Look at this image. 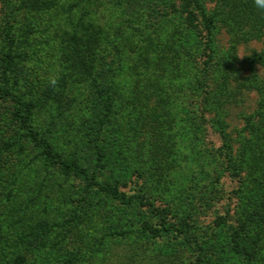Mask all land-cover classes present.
Segmentation results:
<instances>
[{
    "label": "trees",
    "instance_id": "1",
    "mask_svg": "<svg viewBox=\"0 0 264 264\" xmlns=\"http://www.w3.org/2000/svg\"><path fill=\"white\" fill-rule=\"evenodd\" d=\"M169 1V8L160 12V15L169 14L170 18H181L183 26H173L170 37L164 35L160 45L154 44L153 26L156 25L153 20H150L152 23H147L149 16L145 19L144 27L147 33L141 41H136L135 35L131 40H117L119 30L132 29L136 23L132 22L134 18L131 15L120 22V29L111 24H104L96 15L99 6L103 5L102 0H62L61 3L59 0H5L7 4H11V9L7 23L0 31V101L8 102L10 108L8 114L1 117L0 123V196L6 193L9 197L7 199L10 200L15 190L21 186L23 171L28 170L34 162L29 159L24 166H19L14 156L21 148H31L36 152L38 161L35 164L39 166L38 172L43 178L39 188L56 179L55 176L75 178L85 183L84 193L93 188L120 204L146 207L149 215L138 229L146 235L148 242L165 237L170 239L172 236L180 246L187 249L196 247L201 251L198 257L201 263L203 258L204 263V248L190 232L187 219L173 220L170 208L157 206L154 196L147 188H141L135 193L121 189V179L129 177L128 172L124 175L120 172V178L114 180L102 176L100 169L105 168L114 157L115 142L123 139L116 138L117 140L111 141L112 138L106 137H109L107 133L115 130L114 126L119 123H123L124 127L131 123L133 127L141 128L138 133L145 132L147 138L135 145L134 159L136 162L144 161L148 164L152 179L159 182V177L161 179L167 176L178 166L176 159L179 139L188 137L187 132L183 130L186 129V124L191 123L189 120H194V117H190L188 107L186 108L188 98L184 104L179 101V95L187 94L188 90L193 92L197 88L199 93L195 92L190 99L200 104L201 93L209 86L210 80L229 83L232 74L237 71V44L257 39L262 42V48L254 49L245 58L244 63L249 73L242 84L256 91L259 99L255 111L244 118L245 125L238 132L240 146L236 152L231 137L226 132L228 125L222 110V95L229 90L228 87L225 88L227 82L225 86L220 84L216 92L208 93L210 101L207 103L218 109L212 121L224 138L227 167L235 176H241L248 167L247 175L256 179V183H261L264 179V78L260 77L258 67L264 66V10L258 9L253 0ZM57 7V12L63 14L68 21L71 20L74 25L72 28L59 25L63 36L59 43L58 59L63 66V72L58 76L55 87L49 84L43 91L45 110L50 111L52 105L56 110L55 114L52 113L50 126L41 129L35 123L41 102L37 85L28 80L23 84L20 77L25 70L20 65V60L28 55V52L20 51L29 43L24 35L32 33L36 27L31 25L29 30L18 32V15L22 11L43 13ZM77 11H80V15L74 20L75 16H72L77 14ZM221 28L231 34L232 44L222 55L219 54L216 40ZM190 31L204 33L205 40L202 43L205 45V53L209 56L203 65L209 69L207 73H204L203 68L194 67L192 63H201L203 54L196 56L195 51L190 50L187 53V32ZM131 51L137 53L136 59L129 56ZM84 91H87V94ZM193 97H196V100ZM85 100H89L94 109L100 108V126L96 131H101L102 136L94 138V145L98 157L101 161L104 160V163L100 164L98 170L97 167L92 169L82 166L78 160L65 156L64 152L57 148L53 138L56 136L60 120L65 119L71 112H76V108L81 107L80 104ZM259 175L262 177L260 181L257 180ZM9 181L20 185H11L6 192L5 184ZM22 209L23 216L19 214ZM12 211L9 210L7 220L3 224L0 223V264L96 262L90 258L92 251L77 254L64 249V237L59 239L61 236H58L59 232L56 230L60 228L58 222L46 218L44 221L28 224L23 218L27 208L14 207ZM25 222L26 224H23ZM20 224L29 230L17 231ZM115 227V233L123 238L132 229L126 222ZM244 231L243 225L235 229L231 234L230 243L236 253L248 258V264H253V250L243 243ZM162 253L166 256V252Z\"/></svg>",
    "mask_w": 264,
    "mask_h": 264
},
{
    "label": "rangeland",
    "instance_id": "2",
    "mask_svg": "<svg viewBox=\"0 0 264 264\" xmlns=\"http://www.w3.org/2000/svg\"><path fill=\"white\" fill-rule=\"evenodd\" d=\"M61 2L62 0H59V3ZM102 3L96 15L104 24H111L120 29L119 24L126 17L132 15L134 18L132 22L136 24L132 29L119 30L117 38L119 41H126L128 38L131 40L134 35L136 41H141L147 33L144 28L147 16L150 17L147 23L150 24L152 23L150 20H153L156 25L153 26L154 44H159L164 35L170 37L173 26H179L178 28L183 26L181 18H170L169 14L160 15V12L169 8L171 4L169 0H102ZM10 5L5 0H0V31L7 23ZM57 11L58 7L43 13L22 11L18 15L20 21L17 24L18 32L29 30L31 25L36 27L32 33L24 35L29 42L26 45L29 46L24 45L25 48L20 49L28 52L27 57L20 60V65L25 68L20 77L23 84L28 80L37 85L38 98L41 102L35 123L41 129L50 126L52 113L55 114L56 110L54 105L53 110H45L43 91L48 88L51 77L57 79L63 72V66L58 59L59 43L63 36L59 25L71 28L74 25ZM77 12L72 16V18L75 16L74 20L80 15V11ZM203 34L187 32L189 39L186 40V49L187 53L188 50L195 51L196 56L203 54L201 63H192L194 67L203 68L204 73H207L209 69L203 64L209 55L205 53V45L202 43L205 40ZM216 40L220 55L232 46L231 34L227 33L225 28L220 29ZM261 48L262 42L257 39L238 43L235 59L237 71H234L229 83L226 81V86L224 85L226 82L222 83L221 80L218 82L215 79L210 80L209 86L201 93L203 98L200 97V104L190 99L192 94L199 93L197 88L193 92L188 90L187 94L179 95L181 102L188 98L186 108L188 107L190 117L192 119L194 117L195 121L193 120V123L189 120L191 123L185 125L186 129L183 131L187 132L188 137L179 139L176 159L178 166L167 176L161 179L159 177V182L152 179L148 164L144 161L136 162L134 159L135 145L147 137L145 132L138 133L141 128L133 127V124L127 122L125 127L123 123H119L114 126L115 130L107 133L109 137L106 138H112L111 141L117 140L116 138L123 139L115 142L113 159L109 160L105 168L100 169L99 166L104 160L101 161L98 157L94 142V138L102 136L101 131H96L100 126L98 122L100 108L94 109L89 100L83 101L81 107L76 108L78 112H71L65 119L60 120L56 136L53 135L57 148L68 158L78 160L85 167L92 169L97 167L96 170L98 168L102 170V176L113 180L120 176V172L122 175L128 172L130 176L121 179V189L135 193L141 188H147L154 196L157 206L170 208L173 220L187 219L190 232L204 248L206 256L204 263L203 258L201 263L198 257L201 251L196 247L187 249L180 246L172 236L170 239L165 237L148 242L145 239L146 235L138 229L149 215L146 207L120 204L93 188L84 193L85 183L75 178L55 176L56 179L39 188L43 178L38 172L39 166L35 164L38 161L36 152L31 148H21L14 156L19 166H24L29 159L34 163L28 170L23 171L21 186L15 190L10 200L7 199L9 197L6 193L1 194L0 223L3 224L7 220V212L9 213V210L11 212L14 207L27 208L24 221L34 224L49 218L58 222L60 228L56 230L59 232L58 236H61L59 239L64 237L62 240L64 249L77 254L92 251L90 258L96 261L94 264H248V258L236 253L230 243L231 234L243 225L245 228L243 243L253 250L252 263L264 264V179L261 183H256V179L247 175L248 167L241 176H235L227 167L224 138L212 121L218 109L207 103L210 101L208 93L216 92L220 84L229 88L227 93L222 95L224 102L222 110L225 112L224 117L228 125L226 132L230 135L236 152L240 146L238 132L245 125L244 118L255 111L259 99L256 91L242 84L249 73L244 60L254 49ZM129 56L136 59L137 53L131 51ZM258 73L264 78V66L258 67ZM84 93L87 94V91ZM193 98L196 100V97ZM9 108L8 102L0 101V123L1 117L8 114ZM261 178L260 175L257 176V180L260 181ZM14 184H16L14 181L6 183V192ZM16 185L19 186L20 183ZM23 211L22 209L19 213L22 216ZM64 220L65 223L62 224ZM124 222L132 228L125 234L127 235L125 238L115 233V230L117 231L115 226L119 227ZM20 229L29 230L22 224L17 226V231ZM163 251L166 252V256L163 255Z\"/></svg>",
    "mask_w": 264,
    "mask_h": 264
},
{
    "label": "clouds",
    "instance_id": "3",
    "mask_svg": "<svg viewBox=\"0 0 264 264\" xmlns=\"http://www.w3.org/2000/svg\"><path fill=\"white\" fill-rule=\"evenodd\" d=\"M254 5L260 9V10H264V0H253ZM49 84L52 87H55L57 85V79L55 77H51L49 79Z\"/></svg>",
    "mask_w": 264,
    "mask_h": 264
}]
</instances>
